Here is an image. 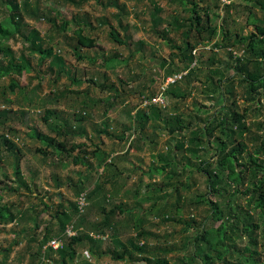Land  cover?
Instances as JSON below:
<instances>
[{
  "label": "rangeland",
  "instance_id": "1",
  "mask_svg": "<svg viewBox=\"0 0 264 264\" xmlns=\"http://www.w3.org/2000/svg\"><path fill=\"white\" fill-rule=\"evenodd\" d=\"M4 1L0 24L16 35L0 38L5 48L0 60L29 64V69L0 80V113L7 115L0 120V204L11 206L17 216L0 223V264H50L41 260L40 242L49 235L69 244L68 226L89 234L94 244L87 239L76 245L64 264H202L193 244L208 219L209 207L202 201L209 191L197 170L200 160L189 152L190 141L231 108L244 116L247 127L235 144L243 142L247 152L260 145L264 90L251 101L242 77L230 78L224 66L231 51L243 55L242 47L222 45L235 34L247 37L264 26V0H195L203 19L209 15L212 24L223 26L212 40L188 30L191 0H17L18 12H10ZM15 13L17 25H9ZM65 20L69 24L63 26ZM112 29L128 45L114 42ZM79 30L94 47L78 45ZM31 33L42 50H51L50 57L41 59L30 44ZM186 42L194 46L191 62L182 52ZM216 69L220 72L212 75ZM249 70L263 73L264 60L253 57ZM218 80L220 88L212 93ZM48 110L57 116L46 123ZM143 115L148 116L144 126L139 122ZM178 119L192 125L171 136L167 122L177 127ZM33 130L67 150L56 154L32 140ZM4 139L14 144L11 152ZM73 146L78 150L71 152ZM110 152L113 159L105 155ZM209 153L208 158L215 151ZM259 158L264 162V147ZM81 196L86 206L78 213L74 206ZM210 198L220 206L229 200L227 195ZM238 204L264 223L261 210L247 197L238 196ZM58 212L70 215V221ZM106 213L113 230L96 227ZM255 237L264 264V233L259 230ZM229 245L237 249L230 263L245 264L248 239L234 233ZM124 248L129 257L111 258ZM46 254L53 264L61 261L59 250Z\"/></svg>",
  "mask_w": 264,
  "mask_h": 264
},
{
  "label": "trees",
  "instance_id": "2",
  "mask_svg": "<svg viewBox=\"0 0 264 264\" xmlns=\"http://www.w3.org/2000/svg\"><path fill=\"white\" fill-rule=\"evenodd\" d=\"M189 3L192 6V16L189 19L191 24L188 30L191 31L192 29H195L199 36L202 37V35H205L208 40H212L218 30L223 26L220 24H212L209 15H206L207 19H203L198 9L199 5L197 1L191 0ZM4 5L8 7L10 12H18L21 8L17 0H6L4 1ZM25 5H27V3H25ZM17 17L18 14L15 13L12 17L8 18V21L10 22L9 25H17V22H15ZM62 24L65 26L69 24V21L65 20ZM33 33H31L29 38L32 47H35L41 53V59L44 60L50 57L52 54L51 50H42L39 46L37 37H34ZM76 33L78 45L87 48L95 46L94 41L82 35L81 30ZM15 35L16 31L11 29L8 30V27L4 24H0V38ZM223 35L226 38L229 36L227 32H223ZM110 36L117 44L128 45V42L125 39L120 38L117 31L114 29L111 30ZM235 38L236 39L234 40L227 38L228 44L222 45V47L238 44L242 47L243 55L238 56V54L231 51L229 53V62L231 63H225L224 66L229 73L233 74L230 78L234 77V75L242 77L241 83L247 84V92L252 101L254 100V95H261L262 92H259L260 89L264 90V72L260 73L257 70H249L253 57L264 60V48L263 46H258V44L264 43V26L257 27L256 32L247 37L235 34ZM1 45L2 42L0 41V51L2 52L5 48H3L4 46L1 47ZM177 48L180 51L182 50L181 47ZM193 50L194 46L190 42H186V47L184 48V51L182 50L184 58L190 62L193 60V56L191 55ZM58 59L59 61L61 60L59 57ZM25 69H29V64L23 66L16 62L5 63L0 60V80L10 75H21ZM219 72V69L213 70L212 75L218 74ZM209 80L213 81V77L209 78ZM221 81L222 80H218V84H213L214 88L212 93L217 92L218 88H220L219 84ZM13 86L18 85L13 83ZM157 106L158 105H151L149 107L160 109ZM221 109L223 112H226L227 110L225 106H222ZM6 116L7 115L0 113V120L6 121ZM55 116H57L55 112L48 110L45 112L43 121L47 123ZM139 120V122L142 123V126H144L148 121V116L143 115L142 119ZM139 122H136V125H140ZM167 123L170 125L168 134L171 136L175 133L178 135L181 134L187 127L192 125L191 122H188V126H185L180 119L177 120V127L172 126L170 122ZM246 130L247 127L244 121V116L230 108V110H227V114H224L223 117L212 119L204 129V132H201L203 130L195 132L194 139L192 142L190 141L191 149H189V152L192 153L196 159L200 160L201 166L197 168V170L206 177L207 189L209 191L207 192L204 201H202V204L209 207L210 212L207 216L208 219L200 227L198 234L194 237L193 244L195 249L199 252V258L201 259L202 264H240L239 262L230 263L229 261V256L231 257L237 252L236 247H231L229 245L231 236L234 233L241 234L248 239V245L243 250L246 255L245 260H247L245 264H262L261 254L259 253L260 243L258 237L255 236H257L259 230L264 233V223L258 224L253 220L252 215L249 214V212H247V214L243 212L242 207L238 204V196L239 198L241 196L247 197V201L253 203V208L261 210V214L264 215V162L259 158L264 147V137H261L260 145L258 147L252 152H247L246 144L243 142L238 146L235 144L237 135L242 138V135H244ZM217 132L218 134H216ZM64 134L68 135L67 133ZM76 134L80 135L79 133ZM29 137L39 143L53 147L56 154L65 153L67 150L62 143H58L56 140L43 135L38 130H33V133L29 135ZM4 140L3 146L7 149L6 152H11L15 148L14 144L7 139ZM183 146V144H176L177 148H183ZM58 148H61V150ZM210 148L213 149L215 153L208 158ZM77 149L78 147L74 146L71 147L70 150L71 152H74ZM69 153L70 152L68 151V154ZM245 158H247V160H245ZM76 162L84 164L83 161L79 162V159ZM163 170L164 168H161V171ZM232 187H235L236 190L234 188L231 193L230 190ZM211 195L214 197L216 196L219 199H221V197L225 199V195H227L229 200L225 203L226 205L224 204L220 206V203L217 200L210 198ZM74 207L76 208V212L79 213L78 205H75ZM59 214L60 212H58V215ZM61 215L66 221H70V215L61 213L58 217ZM107 215L108 214L106 213L101 223L96 225L98 229L108 227L113 230V227L108 224ZM16 217L17 216L14 214L11 206L0 204V223H11ZM217 224L219 225L216 228ZM63 231H65V228H63ZM51 239L52 238L49 235H45V238L40 242L41 249L39 252L41 253L40 256H42L41 260L44 262L49 261L50 264H53L54 262L50 260V256H47L46 253L48 250L54 251V249H45ZM87 239H91L89 234L78 232L76 236L70 237L69 244H66L59 249L61 261L58 264H64L68 255H71L72 251L75 250V246L82 245ZM89 242L92 247L94 244L92 239ZM130 245H132L131 247L138 254L142 252V248L137 244L130 243ZM42 249H44L43 255ZM130 255L131 253L128 254V250L124 248L120 254L110 256L115 261H122L126 256L129 257ZM192 259H196L195 255Z\"/></svg>",
  "mask_w": 264,
  "mask_h": 264
},
{
  "label": "built area",
  "instance_id": "3",
  "mask_svg": "<svg viewBox=\"0 0 264 264\" xmlns=\"http://www.w3.org/2000/svg\"><path fill=\"white\" fill-rule=\"evenodd\" d=\"M182 76H179V78H181ZM176 79H178V76H175L174 77V79H172L171 80V82H174ZM170 80V79H169ZM158 99H159V97L157 98V99H154L153 100V103H156V102H158ZM79 201H78V205H79V209L83 212L84 211V207L86 206V202H85V200H84V196H81L79 199H78ZM67 233H68V235H69V237H73V236H76L77 235V232L75 231V228H74V226H72V227H67ZM70 232H73V234H71L70 235ZM65 242H64V240L63 239H61V238H54V239H52L49 243H48V245H47V247H45V249H47V248H52V249H54V250H59L61 247H63Z\"/></svg>",
  "mask_w": 264,
  "mask_h": 264
},
{
  "label": "crops",
  "instance_id": "4",
  "mask_svg": "<svg viewBox=\"0 0 264 264\" xmlns=\"http://www.w3.org/2000/svg\"><path fill=\"white\" fill-rule=\"evenodd\" d=\"M40 133H41V131H40ZM43 134V133H42ZM47 136V135H46ZM51 138V137H50ZM76 145V144H75ZM74 147V146H73ZM46 148H47V146H46ZM49 149V148H48ZM50 150V149H49ZM78 150V149H77ZM76 150V151H77ZM45 155H47V153H45ZM105 155H108V158H110V159H113V157H111V155L113 156V154H112V152H110V153H108V154H105ZM109 164H111L110 163V161H109Z\"/></svg>",
  "mask_w": 264,
  "mask_h": 264
}]
</instances>
